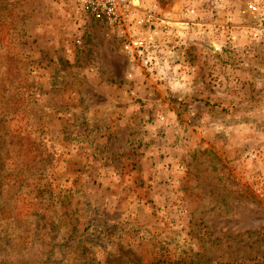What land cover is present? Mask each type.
<instances>
[{
	"label": "rangeland",
	"instance_id": "1",
	"mask_svg": "<svg viewBox=\"0 0 264 264\" xmlns=\"http://www.w3.org/2000/svg\"><path fill=\"white\" fill-rule=\"evenodd\" d=\"M134 4L0 0V264H264V0Z\"/></svg>",
	"mask_w": 264,
	"mask_h": 264
},
{
	"label": "built area",
	"instance_id": "2",
	"mask_svg": "<svg viewBox=\"0 0 264 264\" xmlns=\"http://www.w3.org/2000/svg\"><path fill=\"white\" fill-rule=\"evenodd\" d=\"M135 0H81V5L85 13L96 21L110 27L123 28L127 24H132L131 10L135 8ZM254 11L257 8L252 6ZM150 19H141L136 25L147 24ZM147 42L130 40L128 46L133 45L138 52V56H143L148 51Z\"/></svg>",
	"mask_w": 264,
	"mask_h": 264
}]
</instances>
